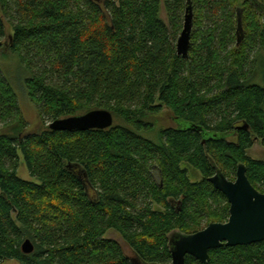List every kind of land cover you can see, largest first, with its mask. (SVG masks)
Instances as JSON below:
<instances>
[{
  "label": "trees",
  "instance_id": "1",
  "mask_svg": "<svg viewBox=\"0 0 264 264\" xmlns=\"http://www.w3.org/2000/svg\"><path fill=\"white\" fill-rule=\"evenodd\" d=\"M189 1L183 59L175 43L187 0H0V42L5 24L12 31L1 56L20 74L0 65V264H171V232L228 219L208 182L213 166L232 181L244 165L264 194V162L247 155L264 148V61H250L264 54V0ZM15 87L42 124L107 110L113 126L26 132ZM164 109L199 130H156ZM20 157L31 181L17 176ZM206 264H264V242L212 250Z\"/></svg>",
  "mask_w": 264,
  "mask_h": 264
},
{
  "label": "water",
  "instance_id": "2",
  "mask_svg": "<svg viewBox=\"0 0 264 264\" xmlns=\"http://www.w3.org/2000/svg\"><path fill=\"white\" fill-rule=\"evenodd\" d=\"M241 13L242 10L237 8V43L240 42L242 34ZM192 27L193 12L190 1L187 0L182 29L175 44L176 54L183 59L188 58ZM113 122V116L107 110H92L82 115L54 120L49 123L48 129L65 132L107 130L113 126ZM176 124L187 130H199L193 125L181 122ZM213 168L215 175L210 177L208 182L226 198L229 205L228 219L223 224L210 223L203 230L193 234L171 232L167 237L171 264H185L186 256L192 257L200 264H206L209 261V252L212 250L223 246H248L264 242V194L250 184L246 177L245 166L242 164L237 166L234 181L227 180L215 166ZM21 251L26 255L33 252V245L29 240L22 243Z\"/></svg>",
  "mask_w": 264,
  "mask_h": 264
},
{
  "label": "rangeland",
  "instance_id": "3",
  "mask_svg": "<svg viewBox=\"0 0 264 264\" xmlns=\"http://www.w3.org/2000/svg\"><path fill=\"white\" fill-rule=\"evenodd\" d=\"M246 2H247V0H238V6L239 7L244 6V4ZM182 18H183V14H182ZM263 21L264 20L260 21L261 25L264 24ZM192 29H194V27H192ZM5 33H6L5 37L0 42V45H1L0 46V65L3 67H5V66L7 67L9 74L11 76V79L14 78V79L18 80L20 77V74H19V71L16 69V66L14 65L15 61L13 59V56L9 54L6 59H3V57L1 56L4 53L3 52L4 50L8 51V47H9L8 40H9L10 36L12 35V31L7 24H5ZM254 53H256V52H253L251 54L250 61H252L253 59H263V61H264V54L259 53L260 54V55L258 54L259 56L258 55L255 56ZM254 65H255V67H257L258 62H256V64H254ZM3 73L5 75H7L4 71H3ZM259 73L260 72H258L257 68H256V75H258ZM263 76H264V74H263ZM263 76L261 74H259V76L256 79V80H258V82L260 84H263ZM16 84H17V86L20 87V84H18V81H16ZM15 89H16L15 91H16L17 96H18V103H19L21 113H22L25 121L27 122L26 132H35V131L41 130L44 127V125L48 126L50 122H45V124H42L40 122L35 106L28 100V98L21 91V89L19 90L20 91L19 95H18V89L16 87H15ZM154 121H155V129L156 130L174 127L173 123H176L175 121L172 120L171 113L166 109L162 110L156 116V118H154ZM1 127L2 126L0 125V131L2 129ZM247 155L253 160H259V161L264 162V148L262 146H260L259 143H257V142H255L253 144V146L247 151ZM182 169H187L188 177H189L190 181L195 182V181L199 180L198 173L193 171L191 168L183 165ZM17 176L24 181H31L21 157L19 158V166H18V170H17ZM153 209L158 210V208L156 206H154ZM202 228H205V227L202 226L201 229ZM105 238L112 239L114 241L119 242L121 244L124 252L127 254H131L130 249L122 242V240L120 239L119 235L116 232H114V231L107 232V234L105 235ZM1 264H15V263L5 262V263H1Z\"/></svg>",
  "mask_w": 264,
  "mask_h": 264
},
{
  "label": "flooded vegetation",
  "instance_id": "4",
  "mask_svg": "<svg viewBox=\"0 0 264 264\" xmlns=\"http://www.w3.org/2000/svg\"><path fill=\"white\" fill-rule=\"evenodd\" d=\"M173 124L175 125L173 128H178V125H177L176 123H173ZM214 175H215V172H214V174H213L212 176H214ZM212 176H211V177H212ZM232 181H234V180H232ZM225 222H226V221H225ZM225 222H223V223H225ZM223 223H221V224H223ZM208 225H209V224H208ZM208 225H207V226H208ZM203 229H204V228H203ZM203 229H201V230H203ZM201 230H199V231H201ZM197 232H198V231H197ZM195 233H196V232H195ZM209 253H210V252H209ZM191 258H192V257H191ZM194 260H195V259H194ZM195 261H196V260H195ZM196 263H197V264H200L198 261H196Z\"/></svg>",
  "mask_w": 264,
  "mask_h": 264
}]
</instances>
